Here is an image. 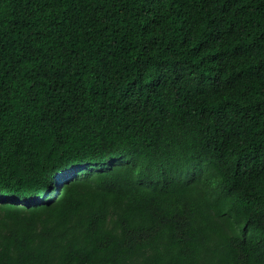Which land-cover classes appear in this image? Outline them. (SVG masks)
I'll use <instances>...</instances> for the list:
<instances>
[{
	"label": "trees",
	"instance_id": "1",
	"mask_svg": "<svg viewBox=\"0 0 264 264\" xmlns=\"http://www.w3.org/2000/svg\"><path fill=\"white\" fill-rule=\"evenodd\" d=\"M0 264H264V0H0Z\"/></svg>",
	"mask_w": 264,
	"mask_h": 264
}]
</instances>
